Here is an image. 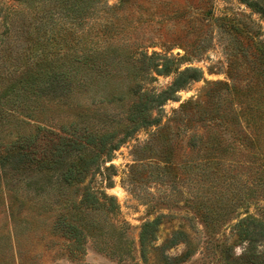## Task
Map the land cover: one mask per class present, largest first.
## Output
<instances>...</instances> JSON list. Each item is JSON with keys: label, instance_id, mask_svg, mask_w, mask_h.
<instances>
[{"label": "rangeland", "instance_id": "1", "mask_svg": "<svg viewBox=\"0 0 264 264\" xmlns=\"http://www.w3.org/2000/svg\"><path fill=\"white\" fill-rule=\"evenodd\" d=\"M154 51L203 75L126 136L138 85L175 77L134 61ZM75 56L110 64L79 67L90 80L71 93L46 89L40 65ZM0 103V145L73 125L122 140L80 188L8 166L0 264H264V17L243 0H0Z\"/></svg>", "mask_w": 264, "mask_h": 264}, {"label": "trees", "instance_id": "2", "mask_svg": "<svg viewBox=\"0 0 264 264\" xmlns=\"http://www.w3.org/2000/svg\"><path fill=\"white\" fill-rule=\"evenodd\" d=\"M243 1L264 17V0ZM143 57L144 59L134 60L138 61L142 71L150 70V72L152 71L158 74L175 73V77L171 84L159 93L152 92L151 90L141 91V85H138V88L135 90L137 99L133 108L139 112L135 114L133 110V113L127 117L128 125L126 126V136L131 134V130L133 131L139 127L154 123L156 119H149L151 108H154L155 105L162 104V102H165L169 98H173L178 90L185 89L191 81L198 80L203 75L201 69L197 67L179 69V66L175 64L173 58L155 51L151 55L145 54ZM75 62L77 67L75 66ZM109 64L108 61L97 62L96 59L75 56L69 58L67 62H63L61 64L63 67L59 69H48V67L57 66L53 61L47 59L40 65L39 71L45 78L46 89L57 87L71 93L72 89L74 91V85H85L90 80L87 72L79 71V67H88L90 69L96 68L97 66L99 69H103L104 67L107 68ZM82 72L85 74H79ZM105 74L108 75L109 72L105 71ZM34 77L35 73L22 75L23 89L30 95H36L37 92L35 91ZM75 80L77 82L74 84L73 81ZM7 91L8 89H5L3 93L6 95ZM40 94L43 96L42 93ZM41 129L43 130V128ZM62 131L63 134H59L48 129L41 134L42 131L38 129L33 135L18 136L14 141L0 145V177L3 179L6 177L8 166L11 164L12 167L14 161L18 163L15 165L17 168L31 169V171L37 173L57 170L59 172L57 179L59 181L57 182L61 187L75 181V184L80 188V184L83 183L85 175L90 171L99 170L106 159H112L114 151L119 148L122 142L121 139L116 142L112 141L113 133L98 135L88 132L86 128L75 125ZM74 152L78 157L77 160L71 159L72 153ZM113 168V164L106 167L107 170ZM109 186H112V184L109 183ZM11 189L7 187V190ZM81 191V200L86 205L95 206L96 203H99L98 195L91 190L89 185H83ZM113 198V196L103 193V199L112 201ZM142 242L145 244L144 238ZM250 249L252 250V247ZM250 257L251 261H249ZM249 258L242 262L233 259V263L261 264L257 256H255V253H250Z\"/></svg>", "mask_w": 264, "mask_h": 264}]
</instances>
